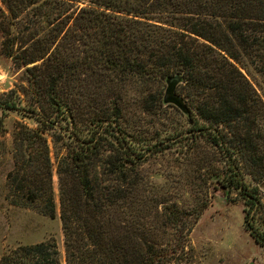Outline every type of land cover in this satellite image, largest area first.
Segmentation results:
<instances>
[{
  "label": "trees",
  "instance_id": "1",
  "mask_svg": "<svg viewBox=\"0 0 264 264\" xmlns=\"http://www.w3.org/2000/svg\"><path fill=\"white\" fill-rule=\"evenodd\" d=\"M0 1L9 18L6 55L25 69L31 88L30 99L17 94L0 107L36 123L15 128L18 169L8 173L9 186L16 204L60 218L66 264L181 257L210 203L187 212L156 198L164 228L155 233L171 239L149 240L137 178L149 156L177 149L190 161L201 151L213 158L198 163L210 196L237 193L247 230L264 246V98L251 79L264 84V0ZM26 16L40 28L31 35L34 49L16 48ZM90 77L112 96L83 125L68 96L81 97L76 89ZM130 102L146 114L172 108L187 125L167 119L163 134L135 133L125 124ZM0 264L64 263L52 237L4 253Z\"/></svg>",
  "mask_w": 264,
  "mask_h": 264
},
{
  "label": "rangeland",
  "instance_id": "2",
  "mask_svg": "<svg viewBox=\"0 0 264 264\" xmlns=\"http://www.w3.org/2000/svg\"><path fill=\"white\" fill-rule=\"evenodd\" d=\"M0 8L5 9L1 1ZM23 19L25 21L21 25L24 26L18 27L17 30L24 39L18 41L16 48L29 46L34 49L31 35L40 28H36L37 24L33 16H26ZM8 22L9 18L2 16L0 9V102L10 97L17 99V94L23 99L31 97L25 69L18 67L15 61L6 55L4 42L10 36L7 35ZM96 79L90 77L83 81L80 89H76L82 94L81 97L76 98L72 94L68 96V101L83 125L95 111H99L102 103L108 102L112 96L107 95L106 91L101 93L106 83L101 82L99 88L95 83ZM251 79L264 98V84L261 79L259 77H251ZM63 94L65 95L66 92ZM25 103L23 101V105ZM129 104L125 124L135 133L148 137L157 132L163 134L167 119H176L187 125L186 118L172 108H168L163 115H156L137 111L131 102ZM92 105L96 107L93 108ZM19 122L26 123L30 127L36 126L34 119L22 112L4 110L0 107V257L20 245L38 243L53 237L60 248L61 260L66 264L60 218H51L31 206L16 204L14 199L17 198L18 193L9 186L8 173L18 169L14 158V132ZM181 155L179 149L154 154L149 156L139 168L140 174L137 178L142 176L143 180L140 197L143 200V220L147 227L146 238L160 240L164 245H167L171 239L167 235L168 231L163 235L162 230L159 234L155 233L156 228H164L163 218L156 212L157 209L162 211L163 204L154 202L156 198H161V201L167 204H180L187 209H185L187 212H195L202 201L208 200L210 205L202 212L190 232L185 251L170 264H264V246L252 237L245 226V207L242 198L235 192L229 200H225L221 194L212 198L210 188L206 189L205 169L199 170L198 163H205L204 160L207 162L213 158L206 156L202 151L193 154L192 161ZM203 156L207 158L199 162ZM53 179L58 194L56 167ZM29 185L34 187L33 176L29 180ZM132 209L135 210V207ZM136 212L134 213L137 214Z\"/></svg>",
  "mask_w": 264,
  "mask_h": 264
}]
</instances>
